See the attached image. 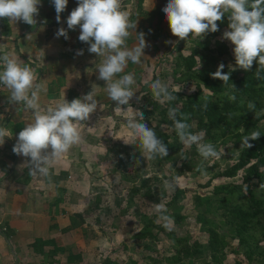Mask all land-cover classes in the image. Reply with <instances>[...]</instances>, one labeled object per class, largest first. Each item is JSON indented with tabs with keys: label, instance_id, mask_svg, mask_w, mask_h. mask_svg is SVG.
I'll use <instances>...</instances> for the list:
<instances>
[{
	"label": "rangeland",
	"instance_id": "obj_1",
	"mask_svg": "<svg viewBox=\"0 0 264 264\" xmlns=\"http://www.w3.org/2000/svg\"><path fill=\"white\" fill-rule=\"evenodd\" d=\"M149 5L145 9L149 11L151 5L154 9L149 24L154 17L163 9L168 0H146ZM138 0H121V10L127 11L131 22L134 23L135 15L142 11L137 9ZM162 20V19H161ZM158 23V29L154 32V38L146 35V47L144 56L148 55L145 62L144 56L141 63L137 64L140 70L137 80L140 84L134 85V95L129 105H122L117 110L110 106L102 109V121L95 120L93 115L90 129L82 131L85 133L83 144L90 145L86 152L84 168L90 171L89 178L84 183L73 185V196L71 203L74 210H83L85 232H88L92 240L87 250L92 256L91 262L87 264H101L106 259L108 264H167L165 257L174 253L169 239L162 238L156 241L141 240L133 237L139 232L146 220L163 223L159 220V213L155 211L156 205H163L166 209L165 215L179 212L183 220L176 224L169 220V229L176 236L186 237L191 246H204L207 243V234L204 230L210 220L216 227L218 234L223 238L225 248L215 261L206 255L194 257L191 260H183L181 264H261L264 263V219L251 231L250 236L245 235L247 245H243L235 229L225 225L215 208L205 216L207 222L201 220V214L205 212L206 206L198 201L214 197V189L221 185L236 184L240 182L242 172L235 178L226 179L217 177V174L228 168L235 162L242 149L240 147L243 137L237 136L232 129H218L212 137H205V143L214 145L217 151L222 150L219 159L204 160L197 152L196 146L190 149L180 143L181 152L168 153L163 159L148 160L143 157L140 148V157L132 158L135 147L139 141L132 142L129 139L130 130L126 127V119L135 115L139 119L138 106L144 85H149L152 78L159 79L158 75L164 71L162 83L172 87L173 90H183L190 93L189 87L183 88L172 80V60L175 49L179 48L184 55L189 53L192 46L188 37L180 40L178 44H169L166 41H177L169 24L164 21ZM130 41L135 36H130ZM128 39V40H129ZM224 66L229 70H237L238 66L227 57ZM200 66L203 63H199ZM117 105L114 102L113 105ZM97 117V116H96ZM144 122V121H141ZM149 128L151 124L145 122ZM264 127V121L260 123ZM163 132L169 133L164 127ZM241 133V131H240ZM239 133V134H240ZM129 144H126V143ZM137 161L139 163H137ZM89 169V170H88ZM199 169V170H198ZM175 179L174 190H165L163 181ZM207 182H211L206 187ZM181 192L177 199L174 195ZM80 197V198H78ZM221 196H215L221 198ZM175 204L171 205L172 200ZM81 206H75V205ZM214 204V203H213ZM217 203H215V206ZM212 208V207H211ZM72 209V210H73ZM200 217L198 218V216ZM149 246L151 250L144 246ZM153 260H157L153 262Z\"/></svg>",
	"mask_w": 264,
	"mask_h": 264
},
{
	"label": "clouds",
	"instance_id": "obj_2",
	"mask_svg": "<svg viewBox=\"0 0 264 264\" xmlns=\"http://www.w3.org/2000/svg\"><path fill=\"white\" fill-rule=\"evenodd\" d=\"M52 3L56 20L60 22V14L65 11L68 0H52ZM77 3L78 6L67 18V28L75 30L79 26L78 39L90 45V53L102 58L97 67L98 79L106 82L104 89L109 99L117 102V108L129 105L136 81L132 73L120 74L124 73L129 62L141 63L147 46L145 34L135 32L136 22H131L129 13L121 10V0H77ZM40 4L41 0H0V18H7L10 24L22 21L34 26ZM162 11L171 33L179 38L177 41H166L173 45L187 39L190 34L200 38L208 32L218 31L217 21L228 14L230 30L223 33V38L234 45L236 65L248 71L256 61L259 67L255 74L258 79L264 78L260 75L264 72V0H168ZM133 33L135 43L129 47L127 41ZM56 36L67 39L68 32L61 27ZM78 54L82 55L83 51ZM0 66V84L10 90V102L23 104L24 110L31 112L33 117L19 132L12 151L18 156L30 158L25 165L30 176L50 178L52 165L61 160L74 145L82 142L79 125L97 109L95 90L93 88L90 93L71 102L64 98L55 106L42 107L41 93L46 92L47 88L45 84L37 82L36 74L28 65H22L13 52H6L0 55ZM223 67L220 64L211 75L227 84L230 76L222 72ZM232 88L235 89L233 84ZM150 89L153 98L161 104L177 99L169 91L168 85L159 79L150 83ZM229 99L234 100L235 95H230ZM248 107L254 109L255 105L249 102ZM177 113V108L170 107L168 118L173 122V130L185 148L190 149L195 145L204 160L219 159L222 150L217 151L213 144L203 142L204 131L190 132V126L185 122L187 118L178 119ZM143 120L141 112L139 119L135 115L126 119V127L130 130L129 139L132 142L139 141L143 157L148 160L167 157V145L157 137L153 128L141 122ZM5 137H9V133L0 127V145L5 142ZM259 137V132H252L242 138L240 147L251 148L249 141ZM163 184L165 190H174L176 180L165 179ZM155 211L160 214L159 220L164 221L163 226L169 229L170 217L164 214V206L156 205Z\"/></svg>",
	"mask_w": 264,
	"mask_h": 264
},
{
	"label": "crops",
	"instance_id": "obj_3",
	"mask_svg": "<svg viewBox=\"0 0 264 264\" xmlns=\"http://www.w3.org/2000/svg\"><path fill=\"white\" fill-rule=\"evenodd\" d=\"M72 1L75 0H68L65 11L60 14V22L56 20L52 0H41L34 26L22 21L10 24L7 18H0V37L4 45L3 54L13 52L22 65L26 64L34 71L37 82L46 85L47 91L41 93L42 107L55 106L64 98L68 102L82 98L94 88L97 109L88 120L81 121L79 130L83 137L85 133L82 131L90 129L93 115L100 122L101 110L110 106L116 111L117 105H113L115 101L109 99L104 89L106 82L98 79L97 67L102 58L90 53V45L78 39L79 26L75 30L67 28V18L75 9ZM146 5L148 2L143 0L141 14L135 15V32L151 36L149 27L155 23L160 10L149 24L155 14V11L151 14L154 4L149 11L145 9ZM61 27L67 30V39L56 36ZM132 35L135 36L134 33ZM130 40L127 41L129 47L135 43V40ZM81 50L82 55L78 54ZM148 55L144 56L145 62ZM137 67V64L129 62L120 75L132 73L135 85L140 84L141 81L137 80L140 69ZM9 96L10 90L4 85L0 90L1 127L8 131L9 137H5L0 150V264H87L92 256L86 244H90L92 237L85 232L84 223L67 232L63 229L69 225L70 215H83L86 209L74 210L71 199L74 197L73 185L84 183L89 178L90 171L85 170L83 159L90 145L86 146L83 141L74 145L52 165L50 178L30 176L25 166L30 158L18 156L12 149L19 132L33 117L31 112L24 110L23 104L10 102ZM75 206H79L78 203ZM47 240L51 244L44 247ZM59 249L63 251L51 255L52 251L58 252Z\"/></svg>",
	"mask_w": 264,
	"mask_h": 264
},
{
	"label": "trees",
	"instance_id": "obj_4",
	"mask_svg": "<svg viewBox=\"0 0 264 264\" xmlns=\"http://www.w3.org/2000/svg\"><path fill=\"white\" fill-rule=\"evenodd\" d=\"M142 3L143 0H138L137 9L139 11H142ZM71 4L74 8L78 6L77 0L72 1ZM164 17L165 14L161 10L156 16L155 23L149 27L153 33L152 38H154L159 21ZM228 24V14H225L221 21H217L218 31L208 32L200 38L189 35L192 46L188 54L184 55L179 48L174 50L172 80L183 88L189 87L190 93L184 89L173 90L168 86L169 91L176 95L177 99L161 104L153 98L150 84H147L141 90L144 94L140 98L138 110L144 115V122L150 124L154 122L153 130L157 137L167 145L168 153L181 152V141L173 130V122L168 118L170 107L178 109V119L187 118L185 122L190 126V132L204 131L205 137H212L218 129L222 128L232 129L237 136L242 135L241 137L248 136L252 132L260 133L258 139L249 141L252 144L251 148H242L237 160L217 174V177L232 179L242 172L240 182L219 186L214 189L213 198L203 201L195 198L200 206H206L205 212L201 214L203 222H207L205 216L210 213L211 209L215 208L216 213L219 210L223 223L235 229L243 245H247L245 235L250 236L251 231L264 219V127H260V123L264 121V78L258 79L255 74L259 67L256 61L248 71L239 67L233 71L224 66L222 72L230 76L227 84L212 77L211 74L218 70L219 65L225 64L224 57L236 64L234 45L223 38V33L230 30ZM199 63L203 65L200 66ZM163 73L164 71L160 72L159 79L165 77ZM260 75L264 77V72ZM154 80L156 78H152L151 81ZM232 84L235 89L232 88ZM230 95H235V99H229ZM249 102L255 105L254 109H249ZM162 127L170 132H163ZM135 149L132 158L140 157V144ZM210 183L207 182L206 187ZM245 186L247 187L246 192ZM180 194L181 192L175 194L174 199H177ZM221 195V198L215 199V196ZM174 199L171 205L175 204ZM215 203H217L216 206ZM167 216L176 224L183 220L179 212H173L172 215L167 214ZM82 223H84L83 215L74 213L70 215L69 225L63 231L77 229ZM204 232L207 234V243L202 247H195L189 244L186 237L176 236L173 230L166 229L163 223L146 220L133 237L149 241L169 239L174 253L165 257L167 264H181L183 260H191L201 255H206L215 261V258L223 253L225 243L211 220L207 222ZM50 244L48 240L43 243L44 247ZM144 247L151 250L147 245ZM62 251V249L58 252L54 250L51 255ZM156 261L153 260V262ZM108 263L109 260L106 259L101 264Z\"/></svg>",
	"mask_w": 264,
	"mask_h": 264
},
{
	"label": "built area",
	"instance_id": "obj_5",
	"mask_svg": "<svg viewBox=\"0 0 264 264\" xmlns=\"http://www.w3.org/2000/svg\"><path fill=\"white\" fill-rule=\"evenodd\" d=\"M3 50H4V45H3V40L0 37V55H3ZM0 70H2V66H0ZM4 88L3 84H0V90ZM1 123H2V116L0 115V127H1ZM3 145H0V150L2 148Z\"/></svg>",
	"mask_w": 264,
	"mask_h": 264
}]
</instances>
